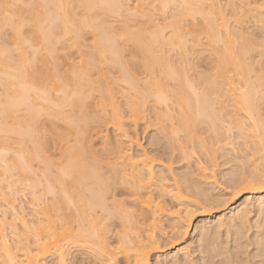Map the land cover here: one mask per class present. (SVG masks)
<instances>
[{
    "label": "bare ground",
    "instance_id": "1",
    "mask_svg": "<svg viewBox=\"0 0 264 264\" xmlns=\"http://www.w3.org/2000/svg\"><path fill=\"white\" fill-rule=\"evenodd\" d=\"M129 1L134 2L132 8ZM104 3L123 9L97 7ZM163 3L0 0V162L5 152L14 156L3 174L10 171L13 176L14 169L18 182H23L32 173L26 189L34 205L41 200L36 187L44 182V192L53 194L55 211L40 209L31 222L11 205L12 219L21 221L24 235L17 238L21 233L12 219L1 220L3 264H47L43 260L50 254L59 264L61 255L66 261L67 248L94 252L96 233L105 242L123 244L124 255L118 257L123 264H137L138 259L152 264V257L154 264L169 259H223L227 264L250 258V246L254 264L258 261L255 245L262 234L264 191L249 187L233 200L228 188L239 176L261 168L259 137L245 141L238 134L229 136L227 128L240 127L245 97L261 88L258 40L264 35V0H176L189 7L169 9L160 25L154 18L166 14ZM196 12L201 15L179 18ZM197 18L201 27L186 31L187 23ZM66 28L71 40L52 54L48 40L65 36ZM6 29L11 31L7 43ZM89 29L98 30L92 37L96 43L91 42L78 61L70 60L72 51L82 46L77 34ZM201 32V52L209 63L205 73L197 72L188 60L187 43L196 46ZM253 47L256 50L249 54ZM94 95L96 104L90 102ZM148 109L153 120L144 125L154 128L149 151L127 130L144 121ZM42 118L48 127H39ZM104 125L114 135L93 150L90 140ZM45 132L61 149L62 161L50 159ZM36 160L44 165L40 177L32 168ZM117 182L123 185L117 191L127 197L119 212L112 203ZM215 202L223 206L216 208L222 210L211 224L207 218L214 209L209 205ZM110 213L119 218L112 219ZM106 221L107 229H118L112 241L106 237L110 229L101 225ZM195 222L198 233L181 246ZM9 235L14 244H9ZM168 245L173 250L159 255ZM90 259L94 257L76 264Z\"/></svg>",
    "mask_w": 264,
    "mask_h": 264
},
{
    "label": "rangeland",
    "instance_id": "2",
    "mask_svg": "<svg viewBox=\"0 0 264 264\" xmlns=\"http://www.w3.org/2000/svg\"><path fill=\"white\" fill-rule=\"evenodd\" d=\"M128 5L130 6V8L133 7L134 5V2L133 1H129L128 2ZM170 14V10L166 12V14L164 16H156L154 18V22L157 23V24H162L165 20H167L166 17H168ZM138 25L139 26H142V22L140 20H138ZM188 26H186V31H194L195 29H199L201 27V22L199 20V18H197L196 20L192 21V22H188L187 23ZM115 26L117 27V24H115ZM4 32V36L2 34V36L5 38L3 41L6 42V41H10L9 37L11 36L10 33L11 31H9L8 29L6 30H3ZM2 32V33H3ZM89 32L88 31H85L83 34H88ZM199 36V43L196 45V46H193L190 42L187 43V46L189 47V64L191 65V67H193L197 72H201V73H205L206 71H208V67H209V63H208V59H207V54L205 52H201L202 48H203V44H204V36L201 33L197 34ZM2 37V38H3ZM187 39H191V35L190 34H187ZM81 42V47L79 48H76L72 51V53L70 54V60H73L74 62L78 61V58L79 56L81 55V53H84L87 48L89 47V45L91 44L92 42V38L88 39L87 41L85 40H80ZM7 43V42H6ZM9 44V42H8ZM31 50L28 49V56H30ZM87 52V51H86ZM172 56L173 60H175L177 57H178V52H174L172 53ZM176 57V58H175ZM189 65V66H190ZM192 71H190V75ZM98 101V97L97 95H94L90 102L92 104H96ZM118 101L122 102V99L121 98H118ZM150 107H152L150 104H149ZM153 109V107H152ZM152 110L148 109L147 113H146V118L144 121H141L137 126H132V125H128L127 126V130L132 133V134H136V137L139 141V143L143 146V148L147 151L150 150V147H149V138L150 136L154 133V128L150 125H144L145 122H148L149 120H153L152 118ZM42 124V125H41ZM48 122H46L44 120V118H42V122L40 121V124H39V127H48ZM46 125V126H44ZM60 126V129L58 130L59 132H63L64 131V126H62L61 124H59ZM147 126V127H146ZM100 131H102V133L100 135H95L91 138L90 140V143L89 145L91 146V148L93 150H99L101 148V145L103 142L107 141V140H110L114 133H113V130L108 126V125H104L100 128ZM93 132L91 131L90 134H92ZM205 139H209V137L206 135L204 136ZM45 140L49 141V155H50V159L54 162H60L62 161V158H61V149L56 146L54 147L53 146V143H52V139L53 137L49 134V132H45ZM46 141V142H47ZM9 146H11V143L9 144ZM48 149V148H47ZM4 153V151H3ZM6 153V152H5ZM5 153H4V157L5 159L7 160V163L4 165L3 163L6 162V160H2L4 161L2 164L0 162V222L3 218H7L8 219V222L10 221H14L15 219V213L13 212V209H10L11 208V205L14 207V210L17 212H19L20 214H23L25 215L26 219L29 220V221H34L36 220L37 216H38V213L37 211L40 210V209H46L47 211L50 212V214L53 212L55 213V211H53V208H52V205H53V202L52 200L54 199V197L52 196L53 194H50V193H45L44 192V189L46 186H44V182H41L40 184H38L39 186L36 187L37 191L39 193V196H38V193L37 196L41 199L40 201H38V204L35 206L34 202H33V199H32V195H30L31 193L26 189L27 185H29V179H31V174L29 173L28 175H30V178L28 176V178L24 179L23 182L19 181L18 182V179L17 177H15V172H14V169H12V175L13 176H9L7 172V174H3L4 171L3 169L4 168H7L8 167V164H9V167H12L10 164H11V159H13L12 157H14L12 155L11 157V154L10 151L7 152L5 156ZM1 154V153H0ZM3 156V154L1 155ZM11 158V159H10ZM13 162V161H12ZM7 165V166H6ZM165 165V164H164ZM6 166V167H4ZM167 167V164L165 165ZM3 168V169H2ZM32 168L34 169L33 171H37V176L39 174V177L41 175V172H43V168H44V165L42 162L36 160L35 162L32 163ZM176 168V165L172 166V169H175ZM10 169V170H11ZM8 170V168H7ZM11 174V173H10ZM6 175V176H5ZM34 176V175H33ZM38 179H41L39 178ZM28 179V180H27ZM33 179V177H32ZM36 179V178H34ZM36 179V180H38ZM36 190L34 192H37ZM53 198V199H52ZM245 198L242 197L241 200H243ZM230 199V197L228 198ZM222 209H214L211 216H208L207 218V221L210 222L211 224L216 221L219 217L218 213L221 211ZM230 211V210H228ZM6 212V213H5ZM18 214V213H16ZM198 214V212L196 213V215ZM14 217V219H12ZM19 214H18V218H19ZM17 218V216H16ZM12 219V220H11ZM20 219V218H19ZM7 222V223H8ZM20 220H15L13 223L16 225V228L18 231H20V235L17 236L22 238V235H24V230L22 228V225L20 224ZM31 224V223H30ZM101 224V223H99ZM107 224H110V222H107L106 223L102 222V226L104 227L105 226V231H108L110 229V232H106L107 233V238L109 237V241H112L113 240V237H112V234H114L115 232L118 231V229H115L113 228L112 226H109V229H107ZM8 225V224H7ZM6 225V227H7ZM10 225H8L7 228H9ZM12 226V225H11ZM14 226V225H13ZM101 227V226H100ZM102 227V228H103ZM12 228V227H11ZM104 229V228H103ZM117 230V231H116ZM10 230L7 229L6 233L9 234ZM188 232H189V236H188V239H187V236L184 240L180 241V245L181 246H186L187 244H189V242L191 241V236L193 237L194 235L196 236V234L198 233L196 231V222L193 224L191 230L188 229ZM194 236V237H195ZM112 238V239H111ZM190 238V239H189ZM187 239V240H186ZM8 240H9V244H14L15 241L12 239V237L9 235L8 237ZM186 240V242H185ZM253 246H250L248 252L251 253L253 255L254 253V250H252ZM170 250H173L171 248V246H166L163 248H161L160 252H159V255H162V256H166L168 255V253L170 252ZM66 252H67V258H66V262L67 261H75L76 263H78V261H80L81 259H89V258H92V256L90 255V253H92L90 250H79V249H74V248H67L66 249ZM171 255V254H170ZM55 257L52 256V254H50L49 256H47L43 262L47 263V264H54V262H56V260L54 259ZM154 257L151 258V261L150 263L154 264ZM41 262V263H43ZM0 264H3V258H0Z\"/></svg>",
    "mask_w": 264,
    "mask_h": 264
},
{
    "label": "snow or ice",
    "instance_id": "3",
    "mask_svg": "<svg viewBox=\"0 0 264 264\" xmlns=\"http://www.w3.org/2000/svg\"><path fill=\"white\" fill-rule=\"evenodd\" d=\"M32 6V5H30ZM165 12L169 9H182L187 8L189 5L184 3H176V0H164V3L160 5ZM45 7H50V5H45ZM97 7L109 8V9H123V5L120 4H113V3H104ZM139 7V5H137ZM201 8L205 7L204 5L200 6ZM214 7V5H213ZM200 12L193 13L192 16L188 17H179L182 21L183 20H190L195 16H200ZM24 25H21V29L17 30L18 33L22 31ZM111 27H115L114 25ZM98 30L89 29L88 34L78 33L77 38L81 40L87 41L88 39L94 37L97 34ZM72 34L68 32L67 28L65 29V36L57 37L55 40H48L49 46L52 50V54H55L56 49L60 46L62 42L70 41ZM253 39H256L253 37ZM92 43L95 44L96 40L92 39ZM259 44V52H260V59L259 63L261 66V88L257 90L254 96H246L244 100L243 110H245V117L243 123L240 127L229 126L227 128V133L229 136L234 134H238L242 139L245 141L250 139H255L259 137V156L262 161H264V35H261L258 40ZM256 48L253 47L249 49V54L255 51ZM257 113L259 114V118H257ZM123 185L121 182H117L112 188V196L113 200L112 203L117 205L116 211L119 212L120 210L124 209V200L127 197H121V194L117 191ZM259 186L262 191H264V163H262L261 168L257 171H253L251 175L239 176L234 182L232 186H229L228 191L229 193H234L232 195V199H236L240 197L249 187ZM135 199V197H133ZM223 206V202H215L209 205L210 208L216 209L218 207ZM125 211H127L125 209ZM261 235L259 237L258 243L255 245L257 249L255 256L258 257V261L255 264H264V201L261 202ZM110 217L112 219L119 218L115 214L110 213ZM91 247L95 250L94 252L90 253L94 259H90L84 262V264H123V261L118 259L124 255V246L123 244H115L114 242L109 243L103 240V237L100 233H96L93 237V244ZM247 244H245V248ZM145 257L148 255L147 253L143 254ZM250 258L248 259H234L227 261V264H254V260L252 254H248ZM59 264H76L75 261H65L63 255H61V259ZM137 264H149L147 259H138ZM158 264H225L223 259H214V260H204L203 262L192 261L190 259H185L181 261H173L169 260H161Z\"/></svg>",
    "mask_w": 264,
    "mask_h": 264
}]
</instances>
